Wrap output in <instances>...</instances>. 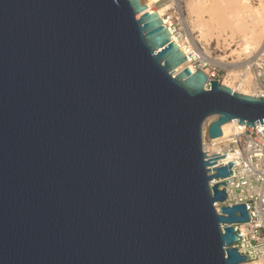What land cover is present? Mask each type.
<instances>
[{
	"label": "water",
	"instance_id": "obj_1",
	"mask_svg": "<svg viewBox=\"0 0 264 264\" xmlns=\"http://www.w3.org/2000/svg\"><path fill=\"white\" fill-rule=\"evenodd\" d=\"M185 61L140 0H0V264H245L201 132L264 95Z\"/></svg>",
	"mask_w": 264,
	"mask_h": 264
},
{
	"label": "built area",
	"instance_id": "obj_2",
	"mask_svg": "<svg viewBox=\"0 0 264 264\" xmlns=\"http://www.w3.org/2000/svg\"><path fill=\"white\" fill-rule=\"evenodd\" d=\"M173 2V0H165ZM183 1V0H180ZM171 18L162 16L164 26L169 30L171 40L176 34L174 21L179 23L180 15L177 6L173 3ZM176 43V42H175ZM186 59L187 56H186ZM194 70H203L201 66H193ZM252 78L247 84V94L251 96L264 95V36L250 63ZM204 71V70H203ZM209 80H216L214 73L205 71ZM208 86V85H207ZM234 91V90H233ZM235 92H239L238 89ZM241 93V92H239ZM253 122V126H241L236 121L230 126L225 135L210 139L206 128L201 132L202 153L204 160L224 156L215 160L206 169L231 166L229 174L225 178H215L208 181L209 189L217 183L224 182L223 192L225 199L222 202H214L213 208L216 213L221 207H231L244 204L249 221L243 223H231L237 236L234 244L238 253L245 257V264H264V120ZM209 124V123H208ZM219 149H223L219 151ZM225 149V150H224ZM220 154V155H218ZM216 155V156H213Z\"/></svg>",
	"mask_w": 264,
	"mask_h": 264
},
{
	"label": "rangeland",
	"instance_id": "obj_3",
	"mask_svg": "<svg viewBox=\"0 0 264 264\" xmlns=\"http://www.w3.org/2000/svg\"><path fill=\"white\" fill-rule=\"evenodd\" d=\"M145 1L146 0H142ZM264 0H245V7L241 8L239 14V19L244 22L245 28H251V20L254 11L258 8L259 4ZM212 1L207 0V3L210 4ZM243 2V1H242ZM185 2L182 1L183 9L185 11ZM168 5V6H167ZM173 6V2H166L165 0H159L157 2L151 3V9L155 11L156 9H164V14L166 17L171 16L172 10L170 8ZM244 12V15H242ZM171 18V17H170ZM202 18L206 21L208 20V15L203 13ZM194 16H187V21L184 22L180 19L179 23L174 21L175 31L178 36H180L181 41L185 39H193L197 48L207 56L209 61L201 63L198 60L192 61L193 66H201L204 71L208 73H214L218 83L230 85L233 88L238 89L243 78L247 79V84L252 78V70L250 63L254 57V53L259 48L263 36L259 41L255 49H251L249 53H244L241 51V43L244 38L249 37L246 35L248 30L246 29H237L234 27H226L222 32L213 31L206 38H200L199 31L195 28ZM192 21V23H191ZM193 24V25H192ZM249 27V28H248ZM246 35V36H245ZM188 37V38H187ZM214 60V61H213ZM246 73V75H245ZM246 76V77H245ZM216 81V80H215ZM246 90V89H245ZM208 125V124H207Z\"/></svg>",
	"mask_w": 264,
	"mask_h": 264
},
{
	"label": "bare ground",
	"instance_id": "obj_4",
	"mask_svg": "<svg viewBox=\"0 0 264 264\" xmlns=\"http://www.w3.org/2000/svg\"><path fill=\"white\" fill-rule=\"evenodd\" d=\"M143 5H145L146 10L151 12L153 11L151 9V3L157 2L159 0H146L142 1L140 0ZM209 1V0H208ZM212 2L210 4L207 3V0H184L185 2V11L186 16L183 9L182 1L180 0H173V3L177 6L178 13L180 15V19L184 22L187 21V16H194L195 20V28L200 33V38H206L210 33L213 31L222 32V29L224 31V28L226 27H234L237 29H247L245 28L244 22H242L241 19H239L240 10L242 7H245V0H211ZM243 1V2H242ZM168 6V5H167ZM157 14L160 16L162 20L164 15V9L155 10ZM203 13H206L208 15V20H204L202 18ZM244 15V12L243 14ZM252 18V26L251 28L247 29L248 32L246 35L249 37L244 38V40L241 43V51L244 53H249L251 49H255L261 40V37L264 35V1L261 2L258 6V8L254 11L253 15H251ZM192 23V21H191ZM193 25V24H192ZM245 35V36H246ZM188 38V37H187ZM174 41L180 48V50L183 52L185 56H187L188 59L177 68L176 72H179L183 67L187 66L190 68L191 71L194 70V67L192 65V61L198 60L201 63H204L205 61H209L207 56L199 51L197 48L195 42L193 39H185V41H181L177 36H173ZM214 61V60H213ZM211 62V61H209ZM205 72V71H204ZM246 75V73H245ZM246 77V76H245ZM247 77L241 82L239 85V92L241 93H247ZM227 87H229L232 90H236V88L231 87L230 85L225 84ZM246 89V90H245ZM213 120V117L207 118L202 126V135L204 134L205 128L207 124ZM231 122H227L221 126V131L225 135L228 133L231 124Z\"/></svg>",
	"mask_w": 264,
	"mask_h": 264
}]
</instances>
